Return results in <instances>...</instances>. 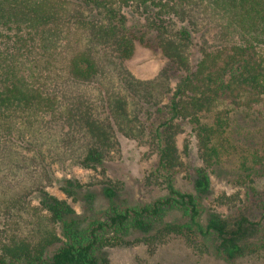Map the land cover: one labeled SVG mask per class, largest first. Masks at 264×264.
Wrapping results in <instances>:
<instances>
[{
    "label": "trees",
    "instance_id": "1",
    "mask_svg": "<svg viewBox=\"0 0 264 264\" xmlns=\"http://www.w3.org/2000/svg\"><path fill=\"white\" fill-rule=\"evenodd\" d=\"M126 9L137 13L178 75L173 90L165 78L144 84L127 71L114 76L99 60L102 50L132 56ZM85 86L96 89L94 99ZM153 88L165 104L148 102ZM227 107L264 119V0H0V151L37 148L45 128L57 129L55 141L81 149L69 160L96 169L124 137L155 151L168 190L152 205L112 209L106 220L82 226L65 201L40 188L38 202L51 227L32 242L6 236L18 198L0 197V264H110L102 242L149 234L167 209L180 211L190 225H168L163 235L186 237L198 226L199 202L210 188ZM185 126L201 163L194 194L172 185L171 173L181 165L176 137ZM64 183L61 190L75 194L72 182ZM253 226L242 213L232 223L212 214L206 228L233 257Z\"/></svg>",
    "mask_w": 264,
    "mask_h": 264
},
{
    "label": "rangeland",
    "instance_id": "2",
    "mask_svg": "<svg viewBox=\"0 0 264 264\" xmlns=\"http://www.w3.org/2000/svg\"><path fill=\"white\" fill-rule=\"evenodd\" d=\"M124 14L127 36L134 43L132 56L122 59L111 50H102L99 60L107 64L108 72L114 76L119 71H127L144 84L165 78V86L173 90L179 77L162 55L156 39L144 29L137 13L126 9ZM83 92L93 99L97 95L94 87L85 86ZM152 97L148 102H157L158 106L167 101L164 96H157L154 88ZM225 112V134L218 139L222 145L218 161L209 173V191L199 202L198 226L191 225L192 228L185 232L186 237L173 233L163 235L168 225H190L180 211L167 209L149 234L129 232L121 240L102 242L100 253L110 264H157L158 261L160 264H264V213L261 211L264 203V119L253 110L227 107ZM49 125V122L43 124ZM45 129L38 137L40 145L37 148L15 146L0 151V197L15 194L18 198L16 207L10 209L12 222L6 233L8 238L27 237L32 242L50 229L51 222L38 202L40 188L65 201L82 226L106 220L112 209L152 205L168 196L164 171H158L157 156L149 144L118 137L117 146L102 167L88 169L68 158L81 151L75 142L55 141L60 138V132ZM176 144L181 165L171 173L172 185L181 193L194 194L195 170L201 163L186 126L176 137ZM66 180L73 184L75 194L72 196L61 190ZM106 190L113 191L114 196L108 197ZM239 213L245 214L254 226L240 243L239 254L229 257L220 248L218 237L208 231L206 225L212 214L232 223ZM1 222L0 215V226ZM113 236L112 231L105 234L107 239Z\"/></svg>",
    "mask_w": 264,
    "mask_h": 264
}]
</instances>
